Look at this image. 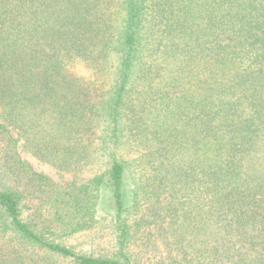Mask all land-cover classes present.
<instances>
[{"label":"trees","instance_id":"trees-1","mask_svg":"<svg viewBox=\"0 0 264 264\" xmlns=\"http://www.w3.org/2000/svg\"><path fill=\"white\" fill-rule=\"evenodd\" d=\"M20 151L98 171L43 184ZM108 220L127 262L46 239ZM137 228L156 264H264V0H0V264H131Z\"/></svg>","mask_w":264,"mask_h":264},{"label":"rangeland","instance_id":"rangeland-1","mask_svg":"<svg viewBox=\"0 0 264 264\" xmlns=\"http://www.w3.org/2000/svg\"><path fill=\"white\" fill-rule=\"evenodd\" d=\"M70 70L71 73L83 77L85 80H94L95 78L93 72L86 68L82 63L76 64V66L72 67ZM12 134L14 137L17 135L16 132ZM17 150H20L19 144ZM20 157L32 166V172L46 177L44 180L40 181L43 184L55 183L62 187H68L69 185L73 187L72 185L76 184V182L83 183L91 179L94 172L98 171L91 166H82L83 168L81 167L79 170L72 171L60 170L51 164L35 158L28 152L20 151ZM137 157L138 151L133 149L127 159L132 161ZM33 187L31 185L28 186V192L26 193L27 198H25V203L28 207L23 211V218L29 221L34 215H36L35 212L38 204L43 202L42 214H44V210L50 206L49 204L52 205L44 193L41 191L33 192ZM126 189H129V185L126 186ZM131 200V197H127V211L125 212V220H127L130 225L133 220H138L141 215L138 214V208L135 207L133 200ZM115 225L116 222L108 220L100 223L96 227L73 234L57 233L52 236L46 235V239L66 246L79 255L114 259L124 263L127 261L124 254L120 253V247L117 243L116 232L114 230ZM143 232L140 231L138 233V228L131 231L130 238L126 245L125 254L131 259V264H156L158 261L157 258L160 257V254H157V251L153 246H156L157 242L155 241V238L148 234V231H146V233ZM44 255L47 256L46 259L48 260L45 262L49 264H78L71 258L63 257L60 254H55L53 252H47L46 254L45 249H38L37 251L36 248L35 257Z\"/></svg>","mask_w":264,"mask_h":264}]
</instances>
